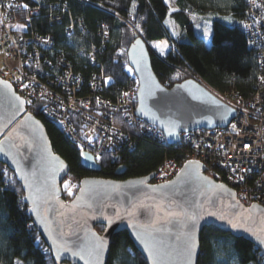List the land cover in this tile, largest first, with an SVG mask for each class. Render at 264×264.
<instances>
[{"label": "trees", "instance_id": "obj_1", "mask_svg": "<svg viewBox=\"0 0 264 264\" xmlns=\"http://www.w3.org/2000/svg\"><path fill=\"white\" fill-rule=\"evenodd\" d=\"M11 1L19 3L20 9L13 11L11 21L17 24L21 37L31 41L51 40V46L44 50L35 45L45 63L49 62L44 65L48 83L61 71L62 61L84 78L83 95L88 93L93 81L99 85L101 96L107 93L120 96L127 87L136 94V79L127 71L130 67L126 58L136 35L146 42L152 70L167 88L193 78L220 99L233 94L235 99L246 102L255 92L264 68V45H260L264 41L251 37L245 26L246 21L253 23L248 17V0H174L173 12H169L163 0H135L134 9L133 0ZM24 4L28 7L24 8ZM163 39L169 42V49L161 55L150 42ZM30 46L33 44L23 46L22 50L30 51ZM89 53L94 54V64L88 59ZM106 77L111 78L107 84ZM35 117L44 125L54 152L68 164L67 178L76 184L88 176L146 177L156 172L165 159H174L182 165L189 157L186 149L160 144L140 135L138 126L130 130L128 124L118 121L119 127L129 132L131 144L102 155L96 161L100 171L92 174L80 165L82 149L60 125L40 110ZM119 167L125 169L121 176L116 174ZM2 169H7L8 178L0 174V264H13L17 259H23L24 264H55L52 255L44 252L48 248L33 226L15 174L0 163ZM205 173L217 180L216 171L206 169ZM62 199L68 202L72 198L62 195ZM103 229L95 226L98 233ZM106 264L146 262L127 233L121 232L112 238ZM197 264H264V256L247 240L206 227L200 234Z\"/></svg>", "mask_w": 264, "mask_h": 264}, {"label": "water", "instance_id": "obj_2", "mask_svg": "<svg viewBox=\"0 0 264 264\" xmlns=\"http://www.w3.org/2000/svg\"><path fill=\"white\" fill-rule=\"evenodd\" d=\"M126 58L137 83L134 115L160 131L168 145L179 142L182 133L226 128L235 118L236 110L196 79L188 78L170 88L163 86L152 70L148 46L140 36H135ZM20 101L23 99L13 86L0 77V149H3L0 163L15 174L16 165L12 160L18 162L21 176L15 177L24 197H29L24 202L33 209L29 212L34 228L50 250L53 242L87 251H91L97 238L103 242L98 257L93 254L81 259L70 252H61L59 261L52 255L55 264H106L112 238L121 232L127 233L146 264H182L177 254L182 233L175 223L177 218L167 217L166 213L187 209L199 215L195 229L196 264L200 234L206 227L243 238L264 256L261 243L264 206H244L231 188L207 175L206 167L194 160L184 162L171 180L160 184L150 182L153 174L126 179L88 176L78 182L75 195L65 202L61 184L69 166L52 149L42 122L26 113L25 104L21 106ZM13 102L16 107L12 106ZM225 110H228L226 116ZM13 116L15 120L9 124ZM85 156L93 159L85 160ZM79 162L92 174L100 171L94 156L88 152H80ZM124 172L125 169L119 167L116 174L121 176ZM186 172L192 175L186 176ZM139 180L145 183H133ZM25 184L29 187H24ZM159 185L166 187L152 191ZM82 188L86 190L83 193ZM158 207L162 210L158 211ZM232 224L237 227L233 228ZM97 225L104 227L102 233L95 230ZM149 246L153 252L149 251Z\"/></svg>", "mask_w": 264, "mask_h": 264}, {"label": "built area", "instance_id": "obj_3", "mask_svg": "<svg viewBox=\"0 0 264 264\" xmlns=\"http://www.w3.org/2000/svg\"><path fill=\"white\" fill-rule=\"evenodd\" d=\"M256 3L259 8L248 0V17L253 23L246 21L245 26L251 37L257 36L264 41V1L256 0ZM19 9V3L11 0L0 2V77L23 99L26 113L36 116L39 110L42 111L46 117L54 119L82 151L94 158L131 144L129 132L122 130L118 121L128 124L130 130L138 126L140 135L160 144L166 143L160 131L134 115L136 94L130 87L120 96L111 93L101 96L99 85L93 81L88 93L83 95L84 78L62 61L59 62L61 71L48 83L44 65L49 62L45 63L42 52L35 45L44 50L51 46V40L36 38L31 41L21 37L17 33V24L11 21L13 11ZM28 44H33L30 46L32 53L22 50ZM260 45L263 46V42ZM88 59L94 64L93 53L88 54ZM261 71L256 90L246 102L235 99L233 94L221 98L236 110L235 118L226 128L182 133L179 142L168 145L186 149L188 160L216 171L217 181L231 188L237 200L246 207L264 206V82L261 81L264 68ZM180 167L176 160L165 159L150 182H167Z\"/></svg>", "mask_w": 264, "mask_h": 264}, {"label": "snow or ice", "instance_id": "obj_4", "mask_svg": "<svg viewBox=\"0 0 264 264\" xmlns=\"http://www.w3.org/2000/svg\"><path fill=\"white\" fill-rule=\"evenodd\" d=\"M164 4H169L170 0H163ZM250 2L252 3V5L254 7L259 8L260 5L256 3V0H250ZM24 8H27L28 5L24 4L23 5ZM132 7L133 9L136 7V2L135 0H133L132 2ZM174 11V10H173ZM20 27H24L23 25H21ZM173 35H175V32H173ZM208 35V30L205 29V36ZM137 43H139L137 41ZM154 47H156L161 55L164 54V47H161L160 45H155ZM135 63H139V61H135ZM127 71L129 73H131L133 71L132 68H128ZM110 77H106L105 78V84L110 82ZM261 81L264 82V77H261ZM24 87H27V85H24ZM149 94H151V92H149ZM5 95H7L5 93ZM125 96H127V93H124ZM16 100H19L18 97L15 98ZM30 102V101H29ZM24 101H20L21 106L24 104ZM13 107H16L15 102H13L12 104ZM20 110H22V107L20 108ZM228 110H225V116L227 114ZM18 114V113H17ZM221 118H224V116H222ZM28 119H31V117H29ZM15 120V116H13V120L9 121V124H11L13 121ZM235 127V126H233ZM170 135H174V133L170 132ZM245 147H248V145H245ZM0 152H3V149H0ZM7 156V153H4ZM83 155V153H81ZM85 160H89V159H93L91 157H84ZM95 161H99L102 159V157L98 154L95 158ZM12 163L16 165V170H15V175L16 176H21V169L20 166L18 164V162L16 160H12ZM0 174H3V176L7 179L8 178V173H7V169H2L0 170ZM186 176H191V173H185ZM24 178V177H22ZM134 184H138V185H143L145 183V180H139V181H135L133 182ZM24 187H29V185L25 184ZM113 187H117V186H113ZM165 185H159L155 188H152V191H158L160 189L165 188ZM65 188H68V182H65ZM140 190V189H137ZM85 189H81V192H85ZM87 191H95L94 189H88ZM69 195H72V192L69 190L68 191ZM29 197H23V199H28ZM78 199H82V197H78ZM158 211L162 210L159 207L157 208ZM29 211H33V209H29ZM167 217H175L177 218L175 223L179 225V229L180 232L182 233V238L180 239V244H179V248H178V255L181 259L182 264H196V258L198 256V244H197V237L195 235V229H196V221L199 219V215L198 213L195 212V210L192 209H187V210H181L180 212H167L166 213ZM221 219H223V217H221ZM173 221L169 220V223H172ZM231 223V222H230ZM232 227L235 228L237 227V224H232ZM253 235H255V233H253ZM102 241L99 240V238H97V242L95 245L92 246L91 251H87L84 248H79L77 250V246L73 245L71 247H69L67 244L64 243H60V244H56L55 242H53V247L52 249H44V252L49 254V255H53L55 256L56 261H59L61 258V252H70L71 255L73 256H79L81 259L85 258V255L91 256L93 254H95L96 257L99 256V252H100V248L102 246ZM261 243L264 244V240H261ZM149 251L153 252L154 249L149 246ZM13 264H24V260L23 259H17L16 261L13 262Z\"/></svg>", "mask_w": 264, "mask_h": 264}, {"label": "rangeland", "instance_id": "obj_5", "mask_svg": "<svg viewBox=\"0 0 264 264\" xmlns=\"http://www.w3.org/2000/svg\"><path fill=\"white\" fill-rule=\"evenodd\" d=\"M173 1L174 0H170L169 4H167V6H169L170 10L174 9ZM169 23H170V20L166 22V25H168ZM206 43L209 44V36L208 35H207V38H206ZM155 45H160L161 47H164V49H165L164 52H167L168 49H169V42L167 41V39H163L162 41H152V42H150V46L151 47L156 48V47H154ZM66 181L68 182V188L67 189L65 188V182ZM61 188H62V195L67 197L68 199H71V198H73V196L75 195V193H76V191L78 189V183L76 184V182L74 180L69 179L66 176V178L63 180V182L61 184ZM69 190L72 192V195L68 194ZM63 264H69V263L65 262Z\"/></svg>", "mask_w": 264, "mask_h": 264}, {"label": "crops", "instance_id": "obj_6", "mask_svg": "<svg viewBox=\"0 0 264 264\" xmlns=\"http://www.w3.org/2000/svg\"><path fill=\"white\" fill-rule=\"evenodd\" d=\"M174 2V1H173ZM169 7V6H168ZM173 7H174V9H172V10H170V8H169V12H173V10H175V6H174V4H173Z\"/></svg>", "mask_w": 264, "mask_h": 264}]
</instances>
